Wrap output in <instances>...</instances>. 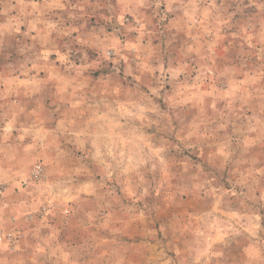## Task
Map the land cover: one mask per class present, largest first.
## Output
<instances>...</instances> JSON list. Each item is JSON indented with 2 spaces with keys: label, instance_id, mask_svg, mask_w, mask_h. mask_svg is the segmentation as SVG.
I'll use <instances>...</instances> for the list:
<instances>
[{
  "label": "rangeland",
  "instance_id": "1",
  "mask_svg": "<svg viewBox=\"0 0 264 264\" xmlns=\"http://www.w3.org/2000/svg\"><path fill=\"white\" fill-rule=\"evenodd\" d=\"M0 264H264V0H0Z\"/></svg>",
  "mask_w": 264,
  "mask_h": 264
},
{
  "label": "built area",
  "instance_id": "2",
  "mask_svg": "<svg viewBox=\"0 0 264 264\" xmlns=\"http://www.w3.org/2000/svg\"><path fill=\"white\" fill-rule=\"evenodd\" d=\"M40 168L38 167V168H36L33 172H32V176L34 177V178H37L38 176H39V174H40ZM24 184L25 183H27V181L25 180L24 182H23Z\"/></svg>",
  "mask_w": 264,
  "mask_h": 264
}]
</instances>
